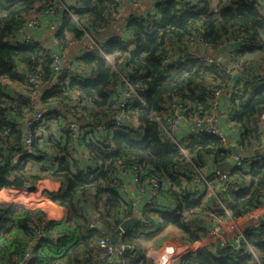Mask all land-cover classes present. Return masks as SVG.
Segmentation results:
<instances>
[{
  "label": "clouds",
  "instance_id": "obj_1",
  "mask_svg": "<svg viewBox=\"0 0 264 264\" xmlns=\"http://www.w3.org/2000/svg\"><path fill=\"white\" fill-rule=\"evenodd\" d=\"M0 51V264H264V0H0Z\"/></svg>",
  "mask_w": 264,
  "mask_h": 264
},
{
  "label": "trees",
  "instance_id": "obj_2",
  "mask_svg": "<svg viewBox=\"0 0 264 264\" xmlns=\"http://www.w3.org/2000/svg\"><path fill=\"white\" fill-rule=\"evenodd\" d=\"M4 54L5 53L3 51H0V69L6 70V69H4V62H3V59H2V57H3ZM3 70H0V75H3ZM14 78L16 80H19V81L22 82L23 73L14 74ZM55 94H56L55 91H52L50 93V95H55ZM0 96L7 97L9 100L12 99L10 93H7V92L0 91ZM21 103L26 104L27 101L26 100H21ZM9 107H11V105H9ZM9 126H10L9 125V122H7L6 120H0V130L7 129ZM148 171H150V169Z\"/></svg>",
  "mask_w": 264,
  "mask_h": 264
},
{
  "label": "built area",
  "instance_id": "obj_3",
  "mask_svg": "<svg viewBox=\"0 0 264 264\" xmlns=\"http://www.w3.org/2000/svg\"><path fill=\"white\" fill-rule=\"evenodd\" d=\"M25 73H23V75H24ZM8 122V121H7Z\"/></svg>",
  "mask_w": 264,
  "mask_h": 264
}]
</instances>
